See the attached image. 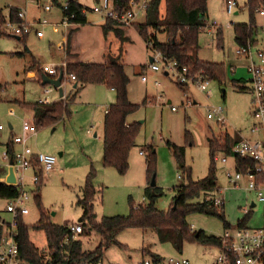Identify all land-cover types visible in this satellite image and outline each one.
Returning a JSON list of instances; mask_svg holds the SVG:
<instances>
[{"label":"rangeland","instance_id":"rangeland-1","mask_svg":"<svg viewBox=\"0 0 264 264\" xmlns=\"http://www.w3.org/2000/svg\"><path fill=\"white\" fill-rule=\"evenodd\" d=\"M45 1L0 0V9L4 14L11 6L21 7L32 25L25 40L15 39L3 26L0 27V167L7 166L3 153L12 136H28L27 145L32 150L56 157L54 169L44 175L45 183L39 189L41 207L50 223L66 227L80 224L79 219L84 216V201L91 207L96 222L106 217H127L132 208L144 205L149 181L146 166L151 152L149 147L155 151L156 187L163 192L156 198L155 207L166 211L175 195L174 188L188 182L186 173L178 165L174 147L184 151V165L191 170V180L197 182L208 175L212 163L209 140L223 141L226 132L245 139L263 137V132L251 133L255 119L251 115L254 103L247 72L248 61L235 54L239 45L234 40V26L231 25L251 24L248 0H235L237 9L232 14L226 12V0H208L204 19L206 27L200 31L199 50L194 58L219 66L221 72L217 78L211 79L205 92L191 86L187 94L191 101L188 105L184 104L186 94L178 87L176 75L170 73L165 76L163 72L154 73L148 68L149 58L153 57L152 49L146 48L137 31V27L145 22L144 17L137 16L130 26L121 29L112 21L113 26L127 38L122 43L113 30H104L106 20L92 11L98 7V0H77L85 10L87 24L80 26L77 34H71L75 37L74 53L83 63H104L110 56L122 53L125 74L129 79L128 100L137 107L128 117L139 128L135 146L129 153L128 171L120 175L114 168L105 167L103 141L93 134L103 136V110L116 103V92L99 84L77 90L73 88L75 80L72 81L66 74L68 65L72 63H67L64 58L65 33L72 26L65 28L62 23V5L68 0H57L61 6L53 4L51 12L42 10ZM259 9L264 10V2ZM164 11L162 2L161 14ZM252 17L249 39L252 50L264 52V16L254 10ZM34 19L46 20L47 23L35 24ZM216 31L221 32L220 38ZM157 39L163 43L166 36L158 33ZM34 61L39 66L32 67L31 72L35 76L29 77L26 73ZM54 67L64 70L63 89L67 97L62 103L67 104V113L55 124L39 128L36 125L37 133L30 137L23 131V125L25 122L32 124L33 113L24 104L53 103L60 98L55 89L45 93L43 90L50 85H42L39 78ZM142 76L149 81L143 83ZM155 80L159 81L160 87L154 86ZM168 100L171 104L167 103ZM219 106L224 109L226 118L223 125L207 118L208 109ZM171 107L175 110L172 111ZM89 129L91 134L87 132ZM141 150L145 151V156L140 155ZM225 156L223 151L214 153L216 190L202 194L194 201L218 200L221 194L224 195V222L235 226L238 220L245 218L243 209L246 205L242 199L246 196L250 200L256 198L242 189L229 190L227 173L235 171L234 157L228 156L227 162L222 163L221 159ZM215 158L218 160L215 161ZM4 205L5 202L1 201L0 207ZM26 206L29 213L24 216L23 224L29 228V238L40 254L47 257L49 251L45 235L33 228L41 219L40 209L33 197ZM263 210L256 203L252 227L261 222ZM186 221L189 227L194 228L191 232L203 231L207 236L219 237L225 231L224 222L216 216L193 213L187 216ZM84 224L89 225L87 220ZM87 227L88 231L77 237H80L83 251L92 252L99 245L101 236ZM115 240L116 244L109 245L104 251L100 264H139L153 262L154 258L166 261L165 264L172 258L187 259L190 264L209 262L207 257L200 259L206 246L186 242L182 251L178 252L170 243H160L151 230L125 229ZM217 251L214 249L211 253L217 254Z\"/></svg>","mask_w":264,"mask_h":264},{"label":"trees","instance_id":"trees-1","mask_svg":"<svg viewBox=\"0 0 264 264\" xmlns=\"http://www.w3.org/2000/svg\"><path fill=\"white\" fill-rule=\"evenodd\" d=\"M53 2L56 3L57 0H53ZM111 2L116 12L123 13L129 0H111ZM162 2L165 5L163 14L160 12ZM207 2L208 0H150L145 22L137 27V31L144 40L147 49L158 50L164 56L176 60L179 66H187L191 72L204 71L210 79H215L220 75L221 68L215 64L194 58L199 50L200 31L205 27L204 19L207 14ZM263 2L264 0H248L247 5L251 12V24L233 25L234 40L237 45L245 46L250 42L253 11L260 10L259 7ZM17 12V9H10L9 15L14 22H19ZM63 15H73V18L69 20L71 24L78 26L87 24L83 7L77 0H68V6L65 11L63 10ZM5 17L0 9V27L4 24ZM113 22L117 24L116 21ZM113 22L112 20H106L103 26L104 30H113L115 36L122 43L125 42L127 38L119 30L122 27L119 29L114 27ZM158 33H163L166 36L165 42L158 41ZM216 33L217 37L220 38L221 32L216 31ZM27 35L19 39L25 40ZM68 40H70V36ZM148 44L151 45V48L147 47ZM66 74L75 77V83H77L75 90L86 85L105 84L116 92V103L108 109L104 119L103 164L105 167L114 168L120 175L126 174L129 168V153L135 145L139 128L137 123L127 124L126 122L127 117L133 114L137 107L128 100L127 86L129 79L125 74L122 53L110 56L105 64H69ZM39 78L42 82L41 77ZM24 106L33 112L35 125L38 128L59 122L67 113V104H63L62 101L53 104H24ZM235 142L237 141L231 144L229 137L226 136L222 144H219L218 141L209 143L212 163L208 175L197 182L191 180V170L184 165V151L181 148L174 147L178 165L186 173L188 182L174 188L175 195L169 205L170 208L166 211L158 210L155 207L156 198L160 197L163 192L156 186H149L155 172V153L149 147L151 152L146 160L149 181L144 196L147 202L144 205L132 208L127 217H106L96 222L88 202H82L84 206V216L80 219L82 225L86 228L84 222L87 220L89 224L87 228L94 230L101 236L99 245L92 252L83 251L78 237L71 240L69 245L63 244L65 238L70 235L68 227L50 223L48 216L41 207L40 195L36 193L34 201L40 209L41 219L33 228L44 233L49 253L47 257L40 254L29 238V228L25 224L19 223L16 239L21 258L28 264H82L85 261L100 263L108 246L116 244V236L121 231L129 228L151 230L160 243H170L178 252L182 251L186 242L219 247V237L207 236L203 231L191 232L186 218L190 214L201 213L216 216L224 222L223 206L214 205L213 199H204L202 202L196 203L194 200L200 198L202 194L216 190V175L213 167L214 153L215 151H223L226 155H231V146ZM5 146L9 152L12 151L13 147L10 142ZM234 158L237 168L240 170L246 164H253L251 160L244 161L238 156H234ZM3 174L4 169L0 167V178ZM90 191L93 193L91 189ZM18 194V187L7 184L0 179V202L15 199ZM250 215V213L245 214V218L239 220L236 225L243 226L246 224ZM224 228L226 230L230 228V225L224 222ZM3 235V229H0V236L3 237ZM153 260L155 263L161 261L159 258Z\"/></svg>","mask_w":264,"mask_h":264},{"label":"built area","instance_id":"built-area-1","mask_svg":"<svg viewBox=\"0 0 264 264\" xmlns=\"http://www.w3.org/2000/svg\"><path fill=\"white\" fill-rule=\"evenodd\" d=\"M150 0H129L127 8L123 13H118L114 10L111 0H100L98 7L92 9L93 12L100 15L104 20L116 21L120 27L130 26L137 16L146 17ZM53 0H46L43 6L45 11H50ZM68 1L63 3L62 11L66 10ZM237 8L235 0H226L225 9L228 14H231ZM83 12L85 10L83 9ZM259 15L264 16V10H257ZM10 9L5 15L6 20L2 25L9 35L23 37L30 33L31 23L27 20L26 14L23 11L17 12L19 22L12 21ZM73 18V15L64 16L62 23L66 27ZM42 23H46L45 20ZM214 23L212 26L214 27ZM235 25L234 23L231 24ZM206 27V26H205ZM215 28V27H214ZM264 31V29H263ZM6 33V32H5ZM151 48V45H147ZM252 45L248 42L245 46H238L235 49L237 56L243 57L248 61L247 72L249 73L251 84V94L253 97L254 110L251 112L255 119L252 132H264V52L260 50H252ZM153 57L148 68L152 72H163L169 76L170 73L176 75V83L180 89L186 94L187 102L190 104V97L187 96L189 88L195 87L200 92L208 90L211 79L204 71L191 72L187 66H179L174 59L164 56L158 50H152ZM60 68H49L45 71L46 76L56 79L59 75ZM42 74V75H43ZM65 75V74H64ZM72 81L74 76H70ZM143 82L147 81L146 76H142ZM156 85L158 81L154 82ZM62 84H64L62 82ZM55 89L50 85L44 89L45 93H49ZM56 90V89H55ZM209 92V91H208ZM63 98V97H62ZM174 111L175 108L171 107ZM207 118L216 120L218 124H225L224 109L222 107H212L208 109ZM23 131L26 134L36 135L37 127L33 119L32 124L25 122ZM90 132V130L88 131ZM264 135V133H263ZM28 136H13L10 140L11 145L18 146V149H8L3 153V158L6 164L11 168L15 181H10L7 184L18 187L19 194L15 199L5 202L3 207H0V229H3L4 235L0 236V264H28L20 256L17 242V228L19 223H23V217L29 213L27 202L37 193L41 178L48 173L56 164V157L50 154L34 152L27 145ZM142 154V152H141ZM231 155L238 156L245 160H251L252 165L246 164L244 168L235 169L233 173H227V181L233 187H237L245 180V189L254 193L257 202L264 209V139L259 141H250L247 139L238 140L231 147ZM218 159L215 158V161ZM222 162L225 158L221 159ZM6 183V182H5ZM28 183V187H27ZM222 199L214 200V205L223 206ZM247 214V211H246ZM7 216V218H5ZM70 235L65 238L64 245H69L71 240L77 238L84 233L82 223L68 227ZM193 230V227H190ZM220 246L217 247L218 253L213 264H264V225L259 227H250L248 222L243 226H234L226 229L219 236ZM82 264H100L99 262L91 263L88 261ZM139 264H163L162 262L144 261ZM167 264H190L186 259H170Z\"/></svg>","mask_w":264,"mask_h":264},{"label":"crops","instance_id":"crops-1","mask_svg":"<svg viewBox=\"0 0 264 264\" xmlns=\"http://www.w3.org/2000/svg\"><path fill=\"white\" fill-rule=\"evenodd\" d=\"M35 2L37 1V2H39V0H34ZM100 0H98V2H99ZM53 4H57V5H59L60 6V4L58 3V1L56 2V3H53ZM53 4H52V8H53ZM82 6V5H81ZM10 9L11 8H14V9H17V11L19 12V11H23V12H25V14H26V17H27V13H26V11L25 10H23V8H21V7H18V6H11V7H9ZM52 8H51V10H52ZM237 9V8H236ZM235 9V10H236ZM9 10V9H8ZM42 10L43 11H45L44 9H43V6H42ZM51 10L50 11H45V12H51ZM8 14V13H7ZM7 14H4V15H7ZM232 14V13H231ZM235 14H237V12H235ZM33 16V15H32ZM261 16V15H260ZM34 21V23L35 24H41L42 23V21H40V20H36V19H34L33 20ZM46 21V20H45ZM47 23V22H46ZM42 24H45V23H42ZM69 25H71L72 27V29H67L66 30V33H65V42H64V44L66 43V47H65V53H64V58H65V60L67 61V63H83L82 61H79V59H78V57H77V55L74 53V49L72 48V46H73V43H74V36H72L71 37V34H73V32H74V34H75V32H76V34L78 33L77 31L79 30V27L80 26H78V25H75V24H71V23H69L66 27L67 28H69L68 26ZM65 27V28H66ZM121 28V27H120ZM73 34V35H74ZM163 34V33H162ZM71 37L70 38V40H68V37ZM74 37V38H73ZM14 38L15 39H17V40H20L19 38L20 37H18V36H14ZM71 41V42H70ZM165 41H166V39H165ZM70 43V45L68 46V44ZM61 62H63V60L61 61ZM105 63H107V60L104 62V63H95V64H105ZM39 65H38V62H36V61H34V65L32 64V65H30V69L27 71V76H29V77H32V76H35L34 75V72H31V69H32V67H38ZM154 73H156V72H154ZM166 76V75H165ZM142 81V80H141ZM149 81V79L147 78V81L146 82H143V83H147ZM155 81H158V80H155ZM154 81V82H155ZM159 82V81H158ZM42 83V82H41ZM97 85V84H96ZM99 85H105V84H99ZM87 86V85H86ZM86 86H84V87H86ZM154 86H156V87H160L161 86V84L159 83L158 85H156L155 83H154ZM64 88V84H62V92H63V98H61L60 97V95H59V97L60 98H58L56 101H54L53 103H59V102H61V101H65V99H66V93H64L65 92V90L63 89ZM75 89V88H74ZM111 89V88H110ZM57 90V89H56ZM112 91H114L113 89H111ZM44 91V90H43ZM58 91V90H57ZM52 92V91H51ZM51 92H49V93H51ZM59 93V92H58ZM152 100V99H151ZM154 101V100H153ZM186 102H187V99H186V97H185V100H184V104H186ZM40 103H43V102H40ZM53 103H43V104H53ZM168 104H171V101L170 100H168V102H167ZM65 104V103H64ZM187 105V104H186ZM187 107V106H186ZM172 110V109H171ZM107 111H108V108H104V110H103V113L104 114H106L107 113ZM173 111V110H172ZM33 113V112H32ZM32 115H34V114H32ZM130 116V115H129ZM128 116V117H129ZM128 117H127V119H126V122H127V124H132L131 123V121H129V119H128ZM32 118L34 119V116H32ZM253 126H254V124H253ZM253 126H252V128H253ZM93 127L91 126V129H92ZM252 128H251V130H252ZM91 129H89L90 130V132H88L89 130H87V132L88 133H92V131H91ZM258 132H263V131H258ZM258 132H252L251 131V133L252 134H256V133H258ZM264 133V132H263ZM226 136H228L229 137V139H230V143L232 144L234 141H238V140H241V139H245V138H238V137H234V136H231L228 132H226V134H225ZM93 136L95 137V138H97V139H99V140H101V141H103V136H101V137H99L98 136V134L97 133H94L93 134ZM226 136L224 137V139H223V141H218L219 142V144H222L223 142H224V140H225V138H226ZM13 137V136H12ZM11 137V138H12ZM262 139H264V135H263V137H261L260 139H257V140H253V139H247V140H250V141H259V140H262ZM136 140V139H135ZM219 140V139H218ZM211 141L209 140V143H210ZM7 144V143H6ZM135 146V145H134ZM233 146V145H232ZM231 146V147H232ZM13 147V146H12ZM14 149H18L19 147L18 146H14L13 147ZM5 150H6V146H5ZM34 152H38V153H41V152H39V151H36V150H33ZM141 152H142V154H141ZM154 153H155V151H154ZM230 153H231V150H230ZM62 154H64V153H60V155H62ZM145 151L144 150H141L140 151V155L141 156H145ZM51 155V154H50ZM228 156H231V157H234L233 155H227V157ZM227 157L225 156V161L224 162H222V160H221V162L222 163H226L227 162ZM129 162V161H128ZM234 170L235 169H238L237 168V165H236V162H235V158H234ZM3 169H4V174L1 176V180L3 181V182H6V183H9L10 181H12V182H14L15 181V176H14V174H13V172H12V170H11V168H9L8 166H5V167H2ZM54 169V167L51 169V170H53ZM50 170V171H51ZM45 175V174H44ZM44 175L42 176V178H41V182H40V186H38V189H37V193H39V189L41 188V186L42 185H44V183H45V177H44ZM153 176H155V174L153 175ZM216 181H217V178H216ZM155 183H156V180H155ZM150 186V185H149ZM217 186V185H216ZM229 186H230V188L231 189H229V190H232V191H234V190H237V189H242V190H244L247 194H249V195H254V193H250V192H248L246 189H245V180H243L242 181V183H240L237 187H233V186H231L230 184H229ZM27 187H28V183H27ZM241 187V188H240ZM219 192H220V190H219ZM221 193V192H220ZM224 195H222L221 194V199L222 200H224V197H223ZM255 196V195H254ZM246 199H242L243 200V202H245V205H246V207L243 209V212H244V214H246V211H247V213H250L251 215H250V218H249V220L247 221L248 222V224L251 226L252 225V223H251V219L253 218V216L255 215V212H254V207H256V203L258 204V202H257V200H250V197H248V196H246L245 197ZM224 202V201H223ZM225 206V203L223 204V207ZM24 218V217H23ZM239 221V220H238ZM237 221V222H238ZM230 225V224H229ZM262 225H264V210H263V214L261 215V222L258 224V225H255L254 227H259V226H262ZM236 226V225H235ZM232 227H234V226H231L230 225V228H232ZM252 227V226H251ZM193 230H194V228H193ZM192 230V231H193ZM85 231H88V230H86V228L84 227V234H85ZM82 235V234H81ZM80 235V236H81ZM80 238V237H79ZM204 249V248H203ZM216 250L217 251V247H213V246H206L205 247V249L203 250V253H202V255H201V257H200V259L201 260H203V258L205 259V257H207L208 259H209V262H206L205 264H213V262H214V259H215V257H216V253H211V251L212 250ZM217 253H218V251H217ZM173 259H177V258H173ZM199 259V258H198ZM199 259V260H200ZM187 260V259H186ZM189 261V260H188ZM160 262H162L163 264H165V262L166 261H164V260H161ZM189 263H190V261H189Z\"/></svg>","mask_w":264,"mask_h":264},{"label":"water","instance_id":"water-1","mask_svg":"<svg viewBox=\"0 0 264 264\" xmlns=\"http://www.w3.org/2000/svg\"><path fill=\"white\" fill-rule=\"evenodd\" d=\"M149 61H152V57L149 58ZM63 78H64V73L62 70H60L59 75L56 79H52L49 78L48 76H46L45 74L41 75V79H42V85H51L52 87H54L55 89L58 90L60 97H63V92H62V82H63ZM77 83H75L73 85V88H76ZM156 183H155V176L152 177L151 182H150V187H155ZM79 221H81L79 219Z\"/></svg>","mask_w":264,"mask_h":264}]
</instances>
